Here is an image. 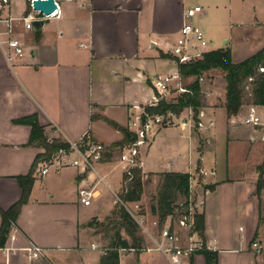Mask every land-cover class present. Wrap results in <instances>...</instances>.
I'll return each instance as SVG.
<instances>
[{
	"label": "crops",
	"instance_id": "1",
	"mask_svg": "<svg viewBox=\"0 0 264 264\" xmlns=\"http://www.w3.org/2000/svg\"><path fill=\"white\" fill-rule=\"evenodd\" d=\"M23 1L17 7L10 0L3 15H24L26 1ZM57 1L59 17L47 20L37 39L32 30L15 28L25 46L24 58L8 61L6 55L11 51L0 44V213L21 198V188L15 178L27 175L34 166L28 200L20 208L7 239L13 234L18 246L33 243L43 249L44 258L35 264H99L108 244L98 243L89 233L87 223L97 217L95 213L102 198L100 187L116 195L111 189L114 172L120 173L119 185L114 188L116 191L121 188L123 169L118 161V150L97 164L94 172L81 173L65 167L60 171L49 169L41 175L43 162L36 160L44 150L28 144L29 125L15 122L34 115L48 140L68 143L88 135L89 140L106 147L121 141L122 134L106 121L128 129V120L136 112L134 107H144L157 95L152 80L157 75L177 72L170 51L179 36L184 12L191 5L187 0ZM257 2L228 0V17L242 14L246 17L251 12L261 39L259 51L264 46V21L259 18L264 17V10ZM206 15L202 9L196 19ZM196 19L194 22L199 26ZM230 27L229 37L214 50L228 48L232 61L237 63L249 57L235 62L233 51L239 37L250 42L247 32L251 25L240 23L230 24ZM185 81L182 79L184 86ZM214 94L213 90L201 91L200 108L203 121H213V127L189 132L175 126L179 137L187 144V167L181 168L179 160L184 156L180 151L177 160L170 161L163 170L153 168L150 160V155L158 152L172 123L170 127L159 128L149 145L142 149L141 170L152 177V188L159 187L162 173L197 176L196 181L191 177L190 193L192 195L194 190L195 198L204 200L201 210L204 235L206 245L216 253L214 264H259L250 251L251 241L264 245V224L260 227V223H264V188L260 199L255 196L258 174L255 170L252 181L244 183L241 179L243 183L239 186V180L218 173V166L228 163L230 144L242 137L250 144L255 142L249 139L246 129L247 133L242 136L239 129L228 124L230 120L223 107L225 92L217 105L210 102ZM166 97L160 101H166ZM193 148L198 149L194 160ZM207 149L212 153L209 171L204 157ZM263 157L262 151L257 167ZM203 172L206 175H202ZM97 176L103 183L96 185V197L91 206L85 207L80 203L78 190L89 188ZM259 212L263 215L260 221ZM144 218L147 229L153 233L151 221L157 217L150 210ZM240 218L242 225L236 228L235 219ZM173 227L181 244H185L187 232L177 225ZM141 234L142 248L151 247L147 237ZM121 238L129 242L127 236ZM123 250L126 249L117 250L118 264H166L165 257L158 252ZM186 260L188 264H206L204 256L197 253Z\"/></svg>",
	"mask_w": 264,
	"mask_h": 264
},
{
	"label": "built area",
	"instance_id": "2",
	"mask_svg": "<svg viewBox=\"0 0 264 264\" xmlns=\"http://www.w3.org/2000/svg\"><path fill=\"white\" fill-rule=\"evenodd\" d=\"M32 1L29 0L30 11L27 14L14 17L12 15H3V11L9 8L10 0H0V26L3 27V30L0 31V36L3 37L0 40V44L11 51V54L6 55L8 61L22 59L25 56L24 43L17 37L15 32L17 26L31 31L33 21L59 17L57 0H53L57 10L48 16L43 15L39 11H34L31 6ZM201 13L202 8L199 5L191 6L185 10L184 22L179 31V36L170 51V56L175 65L196 61L209 51V42L200 26L194 22V19L198 18ZM258 70L263 72L264 68L260 67ZM201 81L202 79L200 78L199 84H201ZM152 87L157 95L144 107H155L160 99L168 95L191 94V91L183 85L182 78L178 72L157 75L152 80ZM144 107H134L136 112L127 123L133 138L128 144L118 150V161L122 165L123 174L126 175H130L131 169H141L140 154L142 149L149 145L155 132L164 125L172 123V118L175 116L170 113L166 115H149L144 111ZM184 115H186V119L178 124L182 131H200L213 127V121H208L207 123L202 121L203 113L201 111L198 112L196 119L190 108L184 111ZM236 117L239 125L248 131L249 139L252 142L264 143V104L249 103L243 105L239 112L231 117L230 120L233 122ZM67 145V149H58L47 161L43 162V168L40 170L41 175H45L49 169L60 171L65 167L77 169L81 173L94 172L95 166L103 160V155L106 152L104 144L89 140L88 135L78 141L68 142ZM202 175H206V173L203 172ZM190 182L191 177L189 178V193L191 191ZM99 183H103V179L97 176L96 182L89 188L78 190V197L83 206L89 207L92 205L96 197V185ZM114 197L136 223L140 232L151 243V247L141 248L140 250L162 254L166 259V264H188L187 257L204 249L202 240L194 230V214L201 213L204 206L202 198L192 199L190 193L187 205L180 214L168 216L163 222H160L158 218L151 221V227L155 230L152 233L147 229L144 215L137 213L139 209L138 202L123 203L116 195ZM174 225L187 232L185 244H181L179 236L174 230ZM91 247H94V245H91ZM205 248L211 251L206 242ZM123 251L131 253L136 250L128 248ZM250 251L259 264H264V245L261 242L251 241ZM43 258V249L33 243L18 246L13 234L8 236L7 242L0 248V264H35Z\"/></svg>",
	"mask_w": 264,
	"mask_h": 264
},
{
	"label": "trees",
	"instance_id": "3",
	"mask_svg": "<svg viewBox=\"0 0 264 264\" xmlns=\"http://www.w3.org/2000/svg\"><path fill=\"white\" fill-rule=\"evenodd\" d=\"M26 1L27 14L30 11L29 0ZM40 31L34 33L35 39L39 37ZM264 46L249 56L248 58L234 63L231 58V52L228 48H222L214 51H208L196 61L187 64H177V72L183 80L194 78L193 81L185 86L191 91V94H181L175 96L172 102L159 101L155 107H144V111L149 115H166L170 113L179 116L186 109H191L194 118L198 116L201 108V92L199 79L204 73L211 70H219L223 73L225 81V101L224 110L226 118L229 120L235 116L243 103V82L250 81L253 84L252 103L264 104V71L259 73L258 69L264 68ZM250 79V80H249ZM106 121V120H105ZM113 128L117 129L122 134V140L106 147V152L103 155V160L109 158L114 151L121 149L128 144L133 138V134L127 129L122 128L114 123L106 121ZM17 124H27L31 127V134L28 144L41 147L44 151L37 161H47L51 155L58 149H67V143L61 140H48L44 128L39 125L37 118L33 115L16 121ZM258 177L255 187V196L260 199V194L264 188V157L262 163L257 167ZM31 171L25 176H18L17 180L21 188V198L11 205L6 211L0 213V248L4 246L10 228L19 214L20 208L24 205L29 197L33 177ZM160 176V184L156 194L155 205L151 208V214L156 216L160 222H163L168 216L180 214L183 208L186 207L189 193V178L187 173H162ZM148 175L142 173L140 168L130 170V175H122V189L119 194V199L123 203H137L141 200L144 194V186ZM182 197L183 203L177 204V198ZM260 211V209H259ZM259 212V221H260ZM115 224L119 229H122L127 236L128 241L122 240L119 232L114 233L109 239L106 247L105 255L100 259L99 264H118L119 248H132L139 251L142 248V237L139 235V228L125 209L119 205L115 213ZM194 230L198 237L202 240L204 249L197 252L204 256L206 264H214L216 253L206 250L205 235H204V216L202 213L194 214Z\"/></svg>",
	"mask_w": 264,
	"mask_h": 264
},
{
	"label": "rangeland",
	"instance_id": "4",
	"mask_svg": "<svg viewBox=\"0 0 264 264\" xmlns=\"http://www.w3.org/2000/svg\"><path fill=\"white\" fill-rule=\"evenodd\" d=\"M16 4V6H21L23 4V0H13ZM259 7L264 10V0H257ZM187 3L191 6L199 5L202 7L203 11L206 12V16L202 19H196V23L201 26L203 29L205 36L207 40L210 42L209 50H214L216 48H220L222 46V40L227 39L231 33V27L230 24H249L251 25V29L249 30L248 35L250 36V42L247 43L246 40L243 37H239L237 40V47L233 51V60L236 62L238 60H241L242 58H246L248 56H251L253 53H256V51L259 48V44L261 42V39L258 38L259 30L258 28H254V17L251 16V12L246 16L243 17V14L239 17H228V0H187ZM237 11L236 9H234ZM250 11V10H249ZM248 11V12H249ZM238 12V11H237ZM262 21H264V17H259ZM234 31V30H233ZM33 37L35 38L34 34ZM27 40V39H26ZM226 46V43L223 45ZM264 66V65H263ZM259 73H261L258 70ZM201 88L200 92L203 91L205 93L207 90H213L215 92L213 98L210 100L212 104H218L219 100L224 95L225 92V81L223 79V73L219 70H211L207 73H204L201 77ZM194 78H189L187 81H185V84L193 81ZM243 103L244 105L252 103V89L253 84L250 81H244L243 82ZM175 98L174 95H169L166 97L167 102H172ZM202 101H205L204 99ZM146 106V105H145ZM186 119V115L181 114L178 117L174 116L172 118V123L164 125L163 127H170L172 128L170 130H167L166 136L164 138L163 143H160L158 152L155 155H150V160L153 163V168H158L159 170H163L164 167L170 162V161H176L177 160V152H182V155L184 156L182 160H179V162L182 164L181 168H186L185 163L186 156H187V144L184 139L179 137V130L177 126L181 121H184ZM231 119V118H230ZM229 119V120H230ZM205 120L202 118V121ZM205 122V121H203ZM231 126L236 127L239 129L242 134V136H245L247 133L245 131V128L240 126L238 123V118L236 117L233 119V122L230 120L228 123ZM162 127V128H163ZM234 141V140H233ZM202 142V141H201ZM248 145H251L249 147ZM201 148L203 144L200 145ZM179 148V149H177ZM199 148V147H198ZM264 154V144H261L260 142H255V144H250L246 137H242L238 142L234 144L229 145V159L228 163L220 164L218 166V173L220 176H229V178H232L234 180H239L238 185L242 186V183L240 180L243 179L244 183H246L249 179L254 178L255 170L258 174L257 170V164L259 163V160L261 158L262 151ZM192 158L193 160L196 158L195 151H198L197 148H193ZM208 152L204 153L205 157V164L207 171L210 169V162L212 158V153L210 150L207 149ZM142 171V170H141ZM143 173V172H142ZM194 181L198 179L197 176L191 175ZM151 176H148L146 178V183L144 186V194L141 197L143 198V201L141 204H139V209L137 210V213L142 215H147V213L151 210V208L155 205L156 202V194L158 191L157 187H151ZM120 181V173L114 172L113 179L111 184V189L115 192L116 197H119V194L122 189V182H121V188L119 191H116L114 188L115 186L119 185ZM101 189V195L102 198L99 201V208L96 211L95 215L97 217L92 218L90 221H88L87 226L89 228V233L95 237L98 243H101L102 245H107L109 242V239L111 236L114 235V233L119 232L122 237H126L124 234V231L122 229H119L117 225L115 224V213L118 209V206L120 205L116 198L110 193L106 188L100 187ZM196 194L193 190V194L191 195L192 199H195ZM184 199L182 197H178L176 203H183ZM133 206V205H131ZM262 206H264V202H262ZM90 212V211H89ZM260 217H263V215H260ZM259 218V215H258ZM262 219V218H261ZM264 223H260V227L263 226ZM235 227L242 225V218L237 221L235 219L234 222ZM139 235L142 236L140 230ZM143 237V236H142ZM102 246V247H104Z\"/></svg>",
	"mask_w": 264,
	"mask_h": 264
},
{
	"label": "water",
	"instance_id": "5",
	"mask_svg": "<svg viewBox=\"0 0 264 264\" xmlns=\"http://www.w3.org/2000/svg\"><path fill=\"white\" fill-rule=\"evenodd\" d=\"M31 6L34 11H39L40 13L46 16L50 15L51 13L57 10V6L53 0H33L31 2ZM46 22L47 20L33 21V33L40 31Z\"/></svg>",
	"mask_w": 264,
	"mask_h": 264
}]
</instances>
